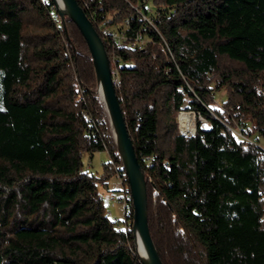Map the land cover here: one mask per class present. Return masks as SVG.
<instances>
[{
    "label": "trees",
    "instance_id": "trees-1",
    "mask_svg": "<svg viewBox=\"0 0 264 264\" xmlns=\"http://www.w3.org/2000/svg\"><path fill=\"white\" fill-rule=\"evenodd\" d=\"M78 2L111 59L164 264H264V148L231 130L264 135V0ZM56 13L0 0V264H144L99 190L113 174L130 188L89 46ZM99 151L100 175L84 161Z\"/></svg>",
    "mask_w": 264,
    "mask_h": 264
},
{
    "label": "water",
    "instance_id": "water-1",
    "mask_svg": "<svg viewBox=\"0 0 264 264\" xmlns=\"http://www.w3.org/2000/svg\"><path fill=\"white\" fill-rule=\"evenodd\" d=\"M53 1L62 19L65 31H67L66 18L68 17L78 26L89 46L98 80L100 97L105 104L110 119L111 128L132 195L134 207L133 229L136 237L137 252L144 264H164L150 231L149 200L145 169L137 157L135 146L118 99L111 59L103 38L78 0ZM138 241L143 245L147 257L140 255Z\"/></svg>",
    "mask_w": 264,
    "mask_h": 264
},
{
    "label": "rangeland",
    "instance_id": "rangeland-1",
    "mask_svg": "<svg viewBox=\"0 0 264 264\" xmlns=\"http://www.w3.org/2000/svg\"><path fill=\"white\" fill-rule=\"evenodd\" d=\"M224 98H225L224 91H220L216 93V103H221ZM192 112L194 111H191V113ZM179 114H178V122L180 126L181 123L179 119ZM192 116L194 117V123L197 124L198 115L196 114L195 117L192 114ZM192 130H194L193 127ZM259 144L264 148V135H261ZM102 160L103 161L107 160V153L104 151L96 152L92 158L87 154L84 156V161L86 166L88 168H91L93 171H96L98 175L104 172V166ZM107 183L108 186H105L104 184H100L99 190L104 198V202L107 207V210L112 211V215H113L112 217L114 219L116 218L121 219L122 222L124 216V203L120 199V197L122 196V188H123L121 178H119L117 174H113L107 179Z\"/></svg>",
    "mask_w": 264,
    "mask_h": 264
},
{
    "label": "built area",
    "instance_id": "built-area-1",
    "mask_svg": "<svg viewBox=\"0 0 264 264\" xmlns=\"http://www.w3.org/2000/svg\"><path fill=\"white\" fill-rule=\"evenodd\" d=\"M54 8L56 9V7H55V3H54ZM57 11V10H56ZM56 18H58L59 20H61L62 21V19H61V17H60V15H59V13H58V11H57V13H56ZM102 33L105 35V34H108L109 33V30H108V28L107 27H103L102 29ZM114 36L115 37H117L118 39H119V34L118 33H114ZM143 42H144V39H143V37L142 36H139L135 41H133L131 44H130V46L131 47H135V46H142V44H143ZM115 79V78H114ZM116 80V79H115ZM237 108H239V106H237ZM182 112H188V113H191V111H181L180 112V114L182 113ZM180 114H179V116H180ZM192 114L196 117V112H192ZM200 119H202V120H204V121H206L205 120V118H203V117H201L200 116ZM193 125H194V130L193 131H189V129H187V130H184L183 128H182V126L180 125L179 127H180V131L184 134V135H194L195 134V132H196V127H197V124H195V123H193ZM243 125V124H242ZM231 130L237 135V137L239 138V139H241V140H245V141H248V142H250V143H259V141H260V137H261V135H259V134H254V135H247L243 130H242V126L241 125H239V126H235L234 128H231ZM113 199H114V197H113ZM120 199L123 201V203H124V216H123V223L121 222V225L124 227V228H127V227H131V226H133V223H130L128 220H127V217H128V215H127V213H126V210H130V207H129V205H128V200L129 199H132V195H131V192L130 191H125V189H123L122 190V196L120 197ZM133 202V201H132ZM108 212V215L109 216H113L112 215V211H110V210H108L107 211ZM117 219V218H116ZM118 220H120V219H118Z\"/></svg>",
    "mask_w": 264,
    "mask_h": 264
},
{
    "label": "bare ground",
    "instance_id": "bare-ground-1",
    "mask_svg": "<svg viewBox=\"0 0 264 264\" xmlns=\"http://www.w3.org/2000/svg\"><path fill=\"white\" fill-rule=\"evenodd\" d=\"M179 119H180L181 126L184 130L189 129V131H191L192 127L194 128V125H193L194 117L192 116V113L182 112L179 116ZM138 250H139L140 255H142L143 257H147L145 250L143 248V245L139 241H138Z\"/></svg>",
    "mask_w": 264,
    "mask_h": 264
},
{
    "label": "crops",
    "instance_id": "crops-1",
    "mask_svg": "<svg viewBox=\"0 0 264 264\" xmlns=\"http://www.w3.org/2000/svg\"><path fill=\"white\" fill-rule=\"evenodd\" d=\"M107 157H108V153H107ZM102 161H103V160H102ZM103 162H104V161H103ZM103 162H102V163H103ZM121 181H122V180H121ZM105 186H108V183H106Z\"/></svg>",
    "mask_w": 264,
    "mask_h": 264
}]
</instances>
